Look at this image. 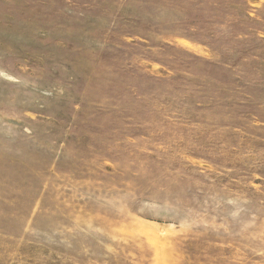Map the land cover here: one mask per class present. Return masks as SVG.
<instances>
[{"label":"rangeland","instance_id":"374dc122","mask_svg":"<svg viewBox=\"0 0 264 264\" xmlns=\"http://www.w3.org/2000/svg\"><path fill=\"white\" fill-rule=\"evenodd\" d=\"M0 264H264V0H0Z\"/></svg>","mask_w":264,"mask_h":264}]
</instances>
